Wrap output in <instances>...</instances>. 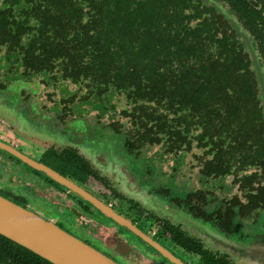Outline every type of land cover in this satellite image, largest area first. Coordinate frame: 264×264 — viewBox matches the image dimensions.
I'll use <instances>...</instances> for the list:
<instances>
[{"label": "flooded vegetation", "instance_id": "1", "mask_svg": "<svg viewBox=\"0 0 264 264\" xmlns=\"http://www.w3.org/2000/svg\"><path fill=\"white\" fill-rule=\"evenodd\" d=\"M211 1L151 94L79 54L98 0H0V196L116 264H264V0ZM0 264L55 263L0 233Z\"/></svg>", "mask_w": 264, "mask_h": 264}, {"label": "trees", "instance_id": "2", "mask_svg": "<svg viewBox=\"0 0 264 264\" xmlns=\"http://www.w3.org/2000/svg\"><path fill=\"white\" fill-rule=\"evenodd\" d=\"M106 7L116 8L108 11ZM186 0H98L96 32L89 27L87 15L81 13V28L78 36L82 58H93L105 65L114 61L109 56H123L116 64L125 70H133L141 77L145 87L154 92L158 85L167 90L170 87L168 76L160 74L157 62L158 52L168 53L174 39L177 47L183 48L186 37L185 9ZM67 11H65L66 13ZM85 20V21H84ZM55 34L60 40L66 30L56 26ZM62 35V36H59ZM168 94V93H167Z\"/></svg>", "mask_w": 264, "mask_h": 264}, {"label": "water", "instance_id": "3", "mask_svg": "<svg viewBox=\"0 0 264 264\" xmlns=\"http://www.w3.org/2000/svg\"><path fill=\"white\" fill-rule=\"evenodd\" d=\"M206 1L213 4L211 0ZM228 19L234 21L230 17ZM240 34L244 36L242 32ZM0 233L55 264H116L56 225L1 196Z\"/></svg>", "mask_w": 264, "mask_h": 264}]
</instances>
